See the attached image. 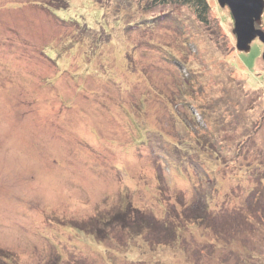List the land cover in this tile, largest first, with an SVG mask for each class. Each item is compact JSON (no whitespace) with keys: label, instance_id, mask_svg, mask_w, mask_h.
I'll list each match as a JSON object with an SVG mask.
<instances>
[{"label":"rangeland","instance_id":"374dc122","mask_svg":"<svg viewBox=\"0 0 264 264\" xmlns=\"http://www.w3.org/2000/svg\"><path fill=\"white\" fill-rule=\"evenodd\" d=\"M206 1L0 0V264H264V45Z\"/></svg>","mask_w":264,"mask_h":264},{"label":"water","instance_id":"95a60500","mask_svg":"<svg viewBox=\"0 0 264 264\" xmlns=\"http://www.w3.org/2000/svg\"><path fill=\"white\" fill-rule=\"evenodd\" d=\"M217 2L221 7L229 8L234 23L233 34L236 36L237 51L249 52L251 43L257 38L264 45V32L260 29L264 0H217Z\"/></svg>","mask_w":264,"mask_h":264},{"label":"trees","instance_id":"16d2710c","mask_svg":"<svg viewBox=\"0 0 264 264\" xmlns=\"http://www.w3.org/2000/svg\"><path fill=\"white\" fill-rule=\"evenodd\" d=\"M38 2V1H37ZM38 4V3H37ZM46 8H48L55 16L61 17V20L63 21H70L69 19H73L76 21L77 24L80 23V20H77L75 18V16H71L70 14L66 13V9H62V8H55V7H51V5L48 2H44ZM167 5H172V6H186L189 8L193 9V12L195 13V15L197 16V18L199 19V21L201 22H205L207 15H208V11H209V6L206 0H152V5L154 7L157 6H167ZM54 8V9H51ZM62 11L64 13H62ZM165 15V13H163ZM160 14L158 16H155L153 18H151L150 20L145 21L142 25H145L146 27H153L154 25L157 24V22L160 20L161 15ZM162 19V18H161ZM115 23H119V20L116 21ZM142 25H139V27H141ZM55 49H53V51L51 49H45L43 50L44 55L53 61L52 56L54 53ZM58 65V64H56ZM59 67V65H58ZM209 141H212V137L209 136Z\"/></svg>","mask_w":264,"mask_h":264}]
</instances>
